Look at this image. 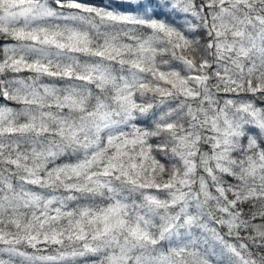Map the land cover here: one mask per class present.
<instances>
[{
    "label": "clouds",
    "instance_id": "1",
    "mask_svg": "<svg viewBox=\"0 0 264 264\" xmlns=\"http://www.w3.org/2000/svg\"><path fill=\"white\" fill-rule=\"evenodd\" d=\"M159 2V22L171 36L138 29L130 37L98 17L9 22L7 13L19 8L0 4L5 42L12 30L45 24L86 32L95 46L102 43L95 24L123 53L80 54L73 61L68 52L49 50L57 63L78 65L90 76L87 83L34 72L3 75L41 90V97L28 94L30 103L5 101L17 127L34 124L0 135L6 264H45L42 257L108 264L113 255L123 257L121 264H264V0ZM86 65L101 66L107 79L85 73ZM43 85L56 95H44ZM65 94H75L79 107L65 106ZM114 208L125 229L94 238L100 225L88 220ZM133 228L148 239L133 238Z\"/></svg>",
    "mask_w": 264,
    "mask_h": 264
},
{
    "label": "snow or ice",
    "instance_id": "2",
    "mask_svg": "<svg viewBox=\"0 0 264 264\" xmlns=\"http://www.w3.org/2000/svg\"><path fill=\"white\" fill-rule=\"evenodd\" d=\"M4 2L5 0H0V4ZM7 2L13 7L19 8L17 12L7 13L9 22L15 20L18 16L24 17L26 22L29 19L40 21L60 18L81 23L89 22L90 17H98L102 21H105L106 24L118 25L126 29L130 37L138 29L167 31L169 36L172 35V32L167 29V26L159 22L160 17L164 14L159 0H136L135 3H132L131 0H107V2H92V0H54L51 5H49L48 0H43L42 3H38L37 0H7ZM24 4H36V7H21ZM90 5H96V7H91ZM65 8L75 14L61 16V12ZM92 28L97 32L99 41H102V43L98 42L95 46L92 45L86 32H82L76 28H60L59 26L45 24H40L28 30L24 28L12 30L13 39L6 42L0 38V135L8 134L12 136L34 127V124H22L17 127L11 115L13 110L5 106V101L11 98L18 103H30L27 99L29 93L33 97H41L40 89L29 86L23 81H5L3 75L34 72L50 80L63 79L68 81L75 79L87 83L90 82V76L82 74L78 65L74 66L71 63L63 61L57 63L49 50L55 49L59 53L68 52L70 54L68 59L73 61L80 54H90L97 57H104L107 54L109 58L123 54L119 45L116 43V38L112 34L101 32L95 24L92 25ZM0 29H5L4 16H0ZM19 40L29 41L31 47L21 49L14 42ZM26 55L34 57V61L31 63L27 62L24 58ZM84 72L98 75L102 80L107 79V74L104 73V70L99 65H86L84 66ZM13 84H21L23 88L18 87L13 90L11 87ZM25 89L28 91L25 92ZM42 89L43 94L47 96H55L57 93V89L48 85H43ZM57 98L59 99V97ZM63 104L73 109L79 107L75 94H65L63 96ZM36 131L37 134H40V129H36ZM43 132L46 135L49 134L46 126H43ZM70 132L71 137L75 138V131L70 129ZM113 158H115V155ZM110 167L114 169L115 165H111ZM133 168H135V165H133ZM59 171L57 170V174H59ZM103 174H110L107 168ZM56 211L59 213L60 209L57 208ZM56 218L52 217V219ZM88 223H98L100 225L94 237L96 239H99L102 235L124 230L126 226V222L121 217L118 208L109 209L100 217H92L88 220ZM76 228L80 232H83L80 221L76 222ZM86 235L87 233L77 235L76 238L82 240ZM130 235L137 240L148 239V235L138 228L131 229ZM52 242L59 243L60 241L56 235H53ZM90 251L95 252L96 250L90 249ZM40 259L45 264H59L54 257H42ZM122 259L123 257L121 256L113 255L108 258V264H121ZM0 264H6V262L0 259Z\"/></svg>",
    "mask_w": 264,
    "mask_h": 264
},
{
    "label": "trees",
    "instance_id": "3",
    "mask_svg": "<svg viewBox=\"0 0 264 264\" xmlns=\"http://www.w3.org/2000/svg\"><path fill=\"white\" fill-rule=\"evenodd\" d=\"M92 2H106V0H92Z\"/></svg>",
    "mask_w": 264,
    "mask_h": 264
}]
</instances>
